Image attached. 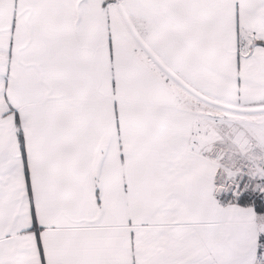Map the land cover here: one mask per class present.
Masks as SVG:
<instances>
[{
	"label": "snow or ice",
	"instance_id": "obj_1",
	"mask_svg": "<svg viewBox=\"0 0 264 264\" xmlns=\"http://www.w3.org/2000/svg\"><path fill=\"white\" fill-rule=\"evenodd\" d=\"M0 264H264V0H0Z\"/></svg>",
	"mask_w": 264,
	"mask_h": 264
}]
</instances>
